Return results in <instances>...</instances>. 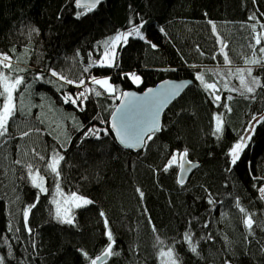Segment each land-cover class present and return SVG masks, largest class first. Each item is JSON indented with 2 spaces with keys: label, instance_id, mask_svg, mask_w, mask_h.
Masks as SVG:
<instances>
[{
  "label": "trees",
  "instance_id": "trees-1",
  "mask_svg": "<svg viewBox=\"0 0 264 264\" xmlns=\"http://www.w3.org/2000/svg\"><path fill=\"white\" fill-rule=\"evenodd\" d=\"M78 12L85 14L77 16ZM262 13L264 0H105L90 12L78 8L75 0H0V53L12 57L14 69H26L11 73L25 78L15 94L22 110L9 120L8 132L0 137V256L4 264H90L97 256L103 258L109 241L101 211L115 239L113 251L119 254L97 264H161V247H173L180 264H264V199L259 192L264 183V65L245 63L253 52L258 59L264 56L259 52L264 40L255 45L249 27L256 24V32L264 33ZM130 20L137 25L144 22L145 39L129 37L127 44L118 46V66H92L84 73L85 67L101 58L103 42L118 31H127ZM209 21L216 25L215 33ZM219 40L227 44L230 64L224 62ZM249 67L251 76L247 71L244 76L255 89L251 93L236 72ZM49 69L77 82L83 76L87 87L101 92L89 77H110L117 93L89 94L80 111L64 103L63 96H74L83 87L58 81ZM199 72L208 83L216 84L213 95L196 80ZM128 73H135L142 82H133ZM252 77L259 79L260 87L252 84ZM166 79L193 83L165 111L161 131L142 150L122 148L109 124L120 93L144 91ZM45 101L61 114V128L40 117ZM216 115L223 120L219 138L213 135ZM259 116L261 122L247 147L231 165L230 147ZM90 128L101 131L85 137ZM184 149L187 160L198 167L181 186L179 164L167 172L163 168ZM54 151L64 156L60 188L94 202L74 209L72 225L54 216L56 178L46 168ZM28 164L45 177L47 193L40 194L32 186ZM38 195L39 202L25 222L23 213ZM209 198L215 203L209 204ZM237 200L252 215L251 230L243 223L246 214L237 208ZM186 232L192 235L198 255L184 240ZM157 237L163 245L157 244Z\"/></svg>",
  "mask_w": 264,
  "mask_h": 264
},
{
  "label": "snow or ice",
  "instance_id": "snow-or-ice-1",
  "mask_svg": "<svg viewBox=\"0 0 264 264\" xmlns=\"http://www.w3.org/2000/svg\"><path fill=\"white\" fill-rule=\"evenodd\" d=\"M101 3V0H75V4L78 8L87 9V11H92L97 7L98 4ZM84 12H78L76 15L81 16L84 15ZM264 15V13H262ZM250 19H256L255 16L250 17ZM212 25V31L216 32V25L209 21ZM130 27L127 31H118L114 36H110L106 41L103 42V52L101 58L96 61H92V63L83 69L84 73L89 72V69L92 66L99 67H115L118 66L116 64L117 57V47L122 43L127 44L129 37H139L140 39H145L141 29L143 28L144 22H141L139 25L135 24L134 21H129ZM254 33L255 45H260L261 41L264 40V33L256 32L257 25L251 24L249 25ZM260 28L264 29V23L260 24ZM32 32L39 33V30L33 28ZM163 31V29H161ZM220 43V53L223 55V59L225 64H230L231 60L229 59L227 51V44L223 40L218 41ZM150 43V42H149ZM253 45L252 47H255ZM151 47L155 48V44H151ZM12 51H15L13 49ZM27 51V50H25ZM260 53H264V46L259 48ZM91 55V54H90ZM12 57L7 53H0V69H8L9 73L5 74L4 71L0 70V98H3L2 102H0V137L5 136L8 132V123L9 120L16 114L17 111L22 110V101L21 105H18L16 100V93L19 90L20 86L25 83V78L23 75H15L13 76L11 73L13 71L16 72H24L26 69H14L13 64L11 63ZM246 64L251 65H264V56L259 59L256 58V53L253 52L252 58L245 59ZM247 71L248 76H251L252 68L249 67L245 69H236V72L240 74L239 79L241 85L244 89L251 93L255 89L252 86H249L246 82L244 72ZM51 77H56L58 81H63L64 84L75 85L76 87H83V91L77 92L74 96L72 94H66L63 96L64 103H70L76 106L80 111L84 110L85 102L88 99L89 94H94L95 96H101L103 94L114 95L117 93V87L110 83V77L105 78H97L96 76H90L89 80L92 85H98L103 89V92L97 90L94 87H87L85 85V80L83 76L79 79V81H74L68 79L65 75L57 72L54 69H49ZM231 72V69H229ZM215 74V73H214ZM131 80L135 83H141V78L137 76L135 73L127 74ZM223 75V73H221ZM196 80L200 81L204 90L209 93V95H213L216 89L215 83H208L204 78V73L199 72L195 74ZM37 79H43L42 76H38ZM51 82V81H50ZM188 83H191L190 81ZM64 84H61L59 87H64ZM252 84L256 87H260V82L257 77H252ZM186 84H175L172 86H166L161 89L160 92H155L153 89H148L147 93L144 97H136L135 94L129 92L120 93V95L127 99V103L124 108L117 107L115 112L112 114V124L111 127L115 130L116 135L118 136L120 143L125 147L135 148L137 146H145L147 140H151L156 132L161 130L159 116L160 111L164 108L172 98L179 94L180 90L183 87H186ZM224 87L227 88V83L224 84ZM232 91H236L237 89H231ZM244 94L243 92L241 93ZM21 94V98H22ZM221 97L219 95H214L215 101H220ZM228 100H231L232 97L228 96ZM79 101V103H78ZM227 107V105H225ZM138 109H145V111L139 112L135 119L133 118V113H136ZM231 110L230 108L228 109ZM215 119V130L213 131V135L219 138V135L223 132V120L221 115H216ZM255 119V117L253 118ZM264 121V118H262ZM260 123L261 121H257ZM250 132L255 131V127L253 125H249ZM38 131V130H37ZM100 130L96 128H90L85 133L84 136L88 135L97 136ZM105 134H107V129L103 130ZM24 135H28L27 132ZM251 135L240 136L235 144H233L227 155L230 158V164L235 165L237 161L240 159V155L243 150L247 147V141L250 140ZM39 155V153H37ZM188 150L184 149L182 152L177 154H173L171 158L167 161V164L163 168V171L167 172L169 168L173 167L179 163V167L182 170H187L186 165L191 167L192 162L187 160ZM41 160H44L45 157L40 156ZM64 160V156L59 152H53L49 161L46 163V168L49 170L51 174L56 178V192L60 197H63V200L54 198L52 203L55 204V219H57L60 223L74 224V216L72 215L73 208H80L82 206L90 205L94 203L92 200L84 197L82 195H78L73 192L69 196H65L63 190L59 185V177H60V164ZM16 163H21L20 161H16ZM28 169V176L31 179V184L33 187L38 189L40 194L47 193L48 189L45 187V177L40 174L39 169L33 170V166L31 164L26 165ZM230 170V169H229ZM264 179V178H262ZM184 178L181 177L178 180V183L182 186L184 184ZM141 197H143L144 193L137 189ZM259 192L261 194V199H264V187L259 188ZM39 202V195L37 196L36 202L32 205H29L27 209L24 211L23 216L25 222H27L29 213L32 208L36 207V203ZM209 204H214L215 201L211 198L208 200ZM237 208H239L240 212L246 214V218L243 220L245 226L251 230L253 226L252 215L246 212V209L240 206L239 201L236 202ZM226 215V214H225ZM100 216L103 218L105 227H106V236L108 238L109 243L105 247L103 251L104 257H110L112 255H118L119 253H115L113 251V246L115 245V239L113 237L112 231L107 227L108 219L103 211L100 212ZM207 225H205L206 227ZM28 232H31V228H27ZM155 231V228H153ZM184 240L188 242L190 251L192 253H197V247L192 241V235L190 233L184 234ZM157 244L163 245V241L157 237ZM82 254L87 257L88 253L81 250ZM159 256L163 259L162 264H180L179 257L174 251L173 247H169L167 251L164 250L163 247L160 248ZM101 259V256H97L94 259H91L90 264H97V261ZM0 264H4V257L0 256Z\"/></svg>",
  "mask_w": 264,
  "mask_h": 264
},
{
  "label": "water",
  "instance_id": "water-1",
  "mask_svg": "<svg viewBox=\"0 0 264 264\" xmlns=\"http://www.w3.org/2000/svg\"><path fill=\"white\" fill-rule=\"evenodd\" d=\"M104 1H105V0H101V3H103ZM101 3H100V4H101ZM98 5H99V4H98ZM189 81H190L191 83H188ZM166 82H167V86H169V87L172 86V85H175V84H186L187 86H186V87H183V88L180 90L179 94L176 95L174 98H172V99L170 100V102H169L164 108L161 109V111H160V116H159V122H160L161 129H162L163 115H164L165 111L170 107V105H171L175 100H177V99H178V98L184 93V91H185V90H186V89H187V88L193 83V80H191V79H181V80H177V79H166V80H163V81L159 82L158 84H156V85H154V86H151V87L146 88L144 91H137V90H135V89H130V90H125V91H124V92L133 93V94H135L136 97H140V98H142V97L145 96V94L147 93L148 89H153V90H155V92H160L161 89L164 88V87L166 86ZM126 103H127V99L124 98V97H122V96H120V98H119V102H118L116 108H117V107L124 108L125 105H126ZM116 108L114 109L113 113L115 112ZM141 111H145V109H138L136 113H133V118L135 119L136 115H137L139 112H141ZM113 113H112V114H113ZM112 119H113V117H112V115H111V117H110V121H109V124H110V130H111V132L113 133V135H114V137H115L117 143H118L122 148H124V149H126V150L133 151V152H138V151L142 150V149L145 147V146H137V147H135V148H130V147H125L124 145H122V144L120 143V140H119L118 136L116 135L115 130L111 127ZM160 131H161V130H160ZM160 131H158V132H160ZM158 132H156V133H158ZM146 142H147V141H146ZM186 159H187V158H186ZM192 165H194V166L189 167V166L186 165V169H187V170H182V169L180 168L179 175H178V180H179L181 177H183V178H184V181H185L184 183L187 182V180L189 179L190 175H191V174L193 173V171L198 167V163H197V162H192ZM105 259H106V257H103V258H101L100 260H98L97 263H101V262L104 261Z\"/></svg>",
  "mask_w": 264,
  "mask_h": 264
},
{
  "label": "rangeland",
  "instance_id": "rangeland-1",
  "mask_svg": "<svg viewBox=\"0 0 264 264\" xmlns=\"http://www.w3.org/2000/svg\"><path fill=\"white\" fill-rule=\"evenodd\" d=\"M105 77H107V76H102V77H97V78H105ZM111 83V82H110ZM40 114V117H42V118H47L48 120H50V122L52 123V124H54L55 126H57V129H59V128H61V126H62V117H61V114L58 112V110L55 108V106L51 103V102H48V101H45V102H42L41 103V109H40V112H39ZM260 119H261V117L259 116V117H257V118H255L252 122H251V124L250 125H253L254 127H256V125H257V121H260ZM100 131H101V128H98ZM254 132H250V129L248 128V130H247V132L245 133V135H252ZM249 141V140H248ZM248 141H247V143H248ZM179 164V163H178ZM45 187H46V184H45ZM261 187H264V183L261 185ZM64 192V191H63ZM64 194H65V196H69V195H71V193H66V192H64ZM78 195H80V194H78ZM82 196H84V195H82ZM84 197H87V196H84ZM54 198H56V199H60V200H63V197H60L58 194H57V192L55 191V196H54ZM88 199H90L89 197H87ZM55 208H56V206H55ZM74 209L75 208H73L72 209V215H73V212H74ZM165 251H167V250H165ZM160 259H161V264H162V261H163V259H165V258H162V257H160Z\"/></svg>",
  "mask_w": 264,
  "mask_h": 264
}]
</instances>
